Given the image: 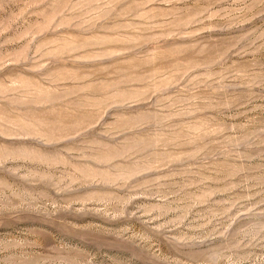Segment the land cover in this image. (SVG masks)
<instances>
[{"label": "rangeland", "instance_id": "rangeland-1", "mask_svg": "<svg viewBox=\"0 0 264 264\" xmlns=\"http://www.w3.org/2000/svg\"><path fill=\"white\" fill-rule=\"evenodd\" d=\"M0 264H264V0H0Z\"/></svg>", "mask_w": 264, "mask_h": 264}]
</instances>
